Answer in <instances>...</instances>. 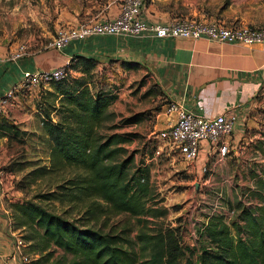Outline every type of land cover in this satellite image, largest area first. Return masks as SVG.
I'll return each mask as SVG.
<instances>
[{
    "label": "trees",
    "instance_id": "trees-1",
    "mask_svg": "<svg viewBox=\"0 0 264 264\" xmlns=\"http://www.w3.org/2000/svg\"><path fill=\"white\" fill-rule=\"evenodd\" d=\"M69 69L81 75L70 73L51 81L38 103L43 131L51 145L50 164L35 167L24 180L28 186L75 167L73 177L35 199L69 202L74 206L86 203L83 212L87 223L79 225L78 221L48 210L36 201L18 200L10 204L13 229L25 233L23 237L31 251L40 253L44 264L52 260L58 249L63 255L53 264H181L184 251L173 231L156 235L142 232L138 235L142 245L137 247L129 227L113 226L104 231L96 223L89 225L111 215L142 217L152 212L153 207L148 205L153 200L149 165L143 162L133 169L136 153L126 147L138 135L116 131L143 122L146 114L137 112L109 125L117 118L111 107L119 95L98 71V60L74 55ZM0 122V137L10 135L11 130L16 132L14 125ZM262 171V175H252L254 187L243 191L261 204L231 202L230 208H235L237 214L230 224L221 213L207 217L200 232L204 244L198 264H264ZM21 186L25 187L23 183ZM68 255L72 256L70 260ZM185 264L195 262L188 259Z\"/></svg>",
    "mask_w": 264,
    "mask_h": 264
},
{
    "label": "crops",
    "instance_id": "crops-1",
    "mask_svg": "<svg viewBox=\"0 0 264 264\" xmlns=\"http://www.w3.org/2000/svg\"><path fill=\"white\" fill-rule=\"evenodd\" d=\"M29 1L0 0V24L8 21L26 24L29 16L40 29L38 38L50 39L62 25L79 26L115 19L120 15L124 0H36L34 5ZM142 17L150 23L167 24L191 18L225 25L261 27L264 26V0H145ZM1 31L0 28V40L7 39L9 33ZM7 51V46L0 43L3 57L0 62V98L19 84L26 72L56 69L74 55H82L98 60V71L106 83L126 87L128 83H142L145 79V83L156 84L169 103L183 102L187 109L209 117L233 109L239 114V120L234 128V149L227 159L228 164L243 167L247 186L253 185L252 175L263 174L262 44L248 46L207 38H161L145 34L138 37L94 36L75 41L62 50L31 52L17 62L6 60ZM71 74L77 77L81 72L72 70ZM118 95L115 105L125 113V107L128 102H133V97L126 91ZM167 105L157 116L160 129L175 117L165 113ZM137 112L141 111L134 113ZM6 196L9 195L0 193V264H22L28 261L29 254L25 247L23 256L14 254V243L21 235L20 230L13 229L10 209L5 205L17 199L7 202Z\"/></svg>",
    "mask_w": 264,
    "mask_h": 264
},
{
    "label": "rangeland",
    "instance_id": "rangeland-1",
    "mask_svg": "<svg viewBox=\"0 0 264 264\" xmlns=\"http://www.w3.org/2000/svg\"><path fill=\"white\" fill-rule=\"evenodd\" d=\"M29 2L34 5L37 1ZM27 18L26 24H14L11 21L0 24L1 30L9 33L7 39L0 40L2 45L7 46V53L23 43L30 46L31 52L44 50L46 44L52 39L38 38L39 27L33 19L29 16ZM146 81L143 79L142 83H128L126 87L118 83L111 84L116 90L119 87L118 93L126 91L127 95L133 97V102H128L125 107L126 112L129 111L130 114L122 113L119 106L114 103L111 111L117 113V118L109 122V125L129 117L136 111H143L146 114L145 120L137 126H126L116 131L138 135L131 143L126 144V147L129 152L136 153L133 169L143 162L149 165L153 200L148 205L153 207V210L142 217L128 214L111 215L109 219L102 218L98 222H90L89 225L96 223L104 231H109L113 226L118 229L129 227L132 229V238L138 243L137 247L142 245L138 239V235L142 232L156 235L173 231L184 251L179 262L185 264L190 259L198 264V256L204 244L200 232L203 230L207 217L215 209L221 210L222 213L228 212L231 202L236 204L240 202L243 191L250 186L245 185L243 167L238 165L232 167L228 164L229 160L213 163L212 169L210 167L208 172L203 173L188 171L186 169L188 164L182 158L176 157L175 162L167 157L153 158L151 149L158 144L157 136L160 130V126L157 125V116L169 102L156 84L145 83ZM48 86L41 85L34 90L20 92L16 95V103L8 113L0 115V121L8 122L17 128H14L16 132L11 130L10 135L0 137V193L9 195L5 198L7 202L10 199L36 201L44 208L78 221L79 225H84L87 223L83 212L86 203L74 206L69 202L63 204L57 200L35 199L36 196L56 190L59 184L73 177L77 172L75 167L40 178L28 186H26L28 181L24 180V177L35 167L50 164L51 145L43 131L42 114L38 110L42 91ZM202 163L203 160L199 162V165ZM205 180L208 181L207 184ZM22 183L25 187L21 186ZM11 203L5 204L10 209V213ZM19 233L24 239L25 233L23 231ZM25 242V249L29 254L28 264H44L42 255L32 252L28 241L25 240ZM62 255L63 252L58 249L47 264H53ZM67 258L70 260L72 256L68 255Z\"/></svg>",
    "mask_w": 264,
    "mask_h": 264
},
{
    "label": "built area",
    "instance_id": "built-area-1",
    "mask_svg": "<svg viewBox=\"0 0 264 264\" xmlns=\"http://www.w3.org/2000/svg\"><path fill=\"white\" fill-rule=\"evenodd\" d=\"M145 0H124L121 12L115 19L103 22H88L79 26L62 25L53 38L46 44L45 49L62 50L73 41H85L94 36H125L138 37L145 34L161 38H207L213 41L240 43L244 45H264V26L225 25L218 22H205L185 18L172 23H150L142 17ZM31 53L27 43L19 45L8 53L7 61L17 62ZM73 58V57H72ZM57 67L26 72L23 79L0 98V114H7L14 103L16 95L25 90H34L41 85H49L53 80L68 76L72 70L69 64ZM3 57L0 55V62ZM168 116L174 115L170 123L159 130L158 144L154 146L153 158L167 157L175 162L176 157L182 158L187 164L188 171L206 173L213 163H223L233 153V132L239 120V114L233 109L220 115L209 117L195 113L185 107L183 102L171 101L165 110ZM205 154V159L203 155ZM203 163L199 165V162ZM199 168V169H197ZM262 175V174H261ZM205 180V184H207ZM251 187H254L253 185ZM240 197L244 205L261 204L256 197L243 192ZM221 213L229 223L237 214L235 208L222 213L216 210L211 213ZM210 214V215H211ZM26 242L17 237L14 243V254L23 256ZM22 264H28L27 261Z\"/></svg>",
    "mask_w": 264,
    "mask_h": 264
}]
</instances>
